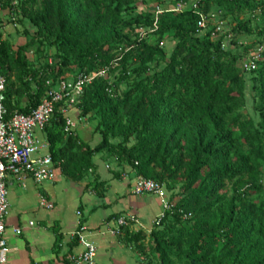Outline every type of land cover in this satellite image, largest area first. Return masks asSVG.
I'll list each match as a JSON object with an SVG mask.
<instances>
[{"label":"trees","instance_id":"1","mask_svg":"<svg viewBox=\"0 0 264 264\" xmlns=\"http://www.w3.org/2000/svg\"><path fill=\"white\" fill-rule=\"evenodd\" d=\"M139 2L147 0H0L1 10L36 28L18 47L0 30L6 118L29 114L66 75L114 74L94 77L76 104L80 117L95 114L98 144L66 130L64 101L45 127L64 177L79 182L91 173L95 187H104L93 157L105 153L164 184L177 204L161 225L148 234L122 232L156 264H264V49L257 68L245 73L241 61L250 48L239 42L254 36V47H264V0H195L196 9H163L157 18L152 10L135 13ZM214 7L237 19L229 42L213 37L216 26L205 33L198 27L199 12ZM243 13L251 16L240 19ZM167 37L171 53L162 46ZM34 45L42 54L54 48L52 62L33 61ZM249 84L258 121L243 111ZM77 242L78 235L72 246Z\"/></svg>","mask_w":264,"mask_h":264},{"label":"crops","instance_id":"2","mask_svg":"<svg viewBox=\"0 0 264 264\" xmlns=\"http://www.w3.org/2000/svg\"><path fill=\"white\" fill-rule=\"evenodd\" d=\"M77 109L70 108L67 115L74 121L73 130L95 146L101 137L98 134L93 137L79 126L74 116ZM38 134L46 138L45 133ZM93 162L98 181L106 183L104 187H95L91 173L74 182L66 179L59 168L52 182L38 184L31 177L22 180L8 177L6 238L10 250L6 264H64L68 257L84 250L80 242L72 246L80 222L85 227L82 235L97 246V264H146L135 246L125 242L124 234L118 236L112 230L119 217L135 214L139 222L131 225L130 231L148 234L154 219L162 212L160 199L152 194L132 193L135 174L129 166L117 165L105 153L96 154ZM43 197L53 204L52 208L41 205ZM16 229H20L19 234Z\"/></svg>","mask_w":264,"mask_h":264},{"label":"built area","instance_id":"3","mask_svg":"<svg viewBox=\"0 0 264 264\" xmlns=\"http://www.w3.org/2000/svg\"><path fill=\"white\" fill-rule=\"evenodd\" d=\"M187 8H197L195 1H179L173 11L181 12ZM156 18L163 9L158 5L154 9ZM198 27L206 28L207 15L199 12ZM214 16V14H210ZM218 27L217 30H219ZM214 36V33H213ZM225 45L223 44V47ZM263 46H257L255 51L249 49L247 55L241 61V67L245 73H249L257 68L256 62L260 59ZM107 77V71L102 69L89 74H78L73 79L62 78L57 86L50 89L43 101L34 108L29 114L17 112L9 118H6L7 109L4 104V90L6 87V78L0 71V264H6L9 252L8 241L6 238V217L9 212L7 179L14 176L18 180L31 177L36 183L54 181L57 178L58 166L53 160L49 149L47 138H42L38 132L44 133L46 125L51 121L56 105L65 102L62 112L66 117V130L72 131L74 121L68 117L70 108L76 107L79 98L84 92V87L89 84L94 77ZM51 84V81H47ZM124 178H129L128 173ZM132 193L134 195L152 194L161 201L162 212L154 221V226H160L167 211H173L177 200L172 198L171 192L167 190L164 184L147 178L143 175H135L132 179ZM41 205L52 208L53 204L44 197L41 199ZM184 219L191 216L182 209L178 210ZM138 217L135 214L121 216L116 220L112 233L118 236L122 235L125 227H130L138 223ZM34 222H30L33 225ZM77 231L79 242L84 250L77 255L69 257V262L64 264H97V246L92 241L86 239L82 233L85 231L84 225L80 222ZM20 233V229H16Z\"/></svg>","mask_w":264,"mask_h":264},{"label":"rangeland","instance_id":"4","mask_svg":"<svg viewBox=\"0 0 264 264\" xmlns=\"http://www.w3.org/2000/svg\"><path fill=\"white\" fill-rule=\"evenodd\" d=\"M185 1V0H184ZM186 1H195V0H186ZM176 0H147V2L142 3L139 2L134 9L135 13H139L140 11L144 10H152L156 8V6L160 5L162 9H167L171 10L174 9L177 6ZM214 14V16H211L210 14L207 15V28L206 29H211L212 27L216 26V31L218 32L216 35L213 37H219L223 35L224 41L229 42L230 39L232 38V35L229 33L230 29L236 24L237 19L235 16L226 14L224 12H221L217 10L216 7L212 8L211 12ZM251 16L250 13H243L239 16L240 19H248ZM0 17L2 18L3 23L0 25V30L3 32V35L5 38L10 39L15 47H18L24 43H26L28 40L31 39V37L35 34L36 28L30 23L29 20L23 19V23H20L17 19L18 17L13 14L9 13L8 10H1L0 9ZM218 27H220L219 30ZM203 33H205V30ZM25 30L28 31V33L25 32ZM150 31V29H141L139 32L142 33L143 35H146V32ZM148 39L152 40L153 37L149 36ZM239 42H242L241 45L243 46H248L251 50L256 49L255 46V37L254 36H242L239 37ZM162 46L163 48L168 52L171 53V51L174 48V41L172 40L171 37H167L162 41ZM253 46V47H252ZM43 54L39 53L37 45H34L32 47L31 52L28 53V56L33 60L36 61L38 65L45 63V62H52L53 60V53H54V48L46 47L43 50ZM107 76H111L113 78L114 74H107ZM67 79H73L74 77L72 75H66ZM127 89V85L124 83L119 86V91H125ZM249 94H248V102L243 109L244 112L249 113L253 116V118L258 121L259 116L258 113L255 110V100H254V95L255 92L251 90V84H249ZM77 115L74 114L76 117V120L79 121V126L86 131V133H89L91 135H95L94 132V125L95 122H93V119L95 118V114H91V118L87 119H79L78 114L80 113L79 110L77 109ZM73 115V114H72ZM94 117V118H93ZM176 198V197H175ZM177 200V199H176ZM145 244H148V239L145 240ZM144 261L146 264H156L155 258L150 253H147V255H144Z\"/></svg>","mask_w":264,"mask_h":264}]
</instances>
